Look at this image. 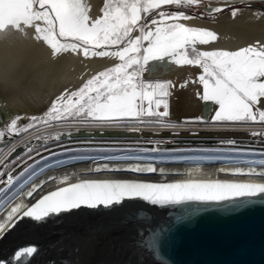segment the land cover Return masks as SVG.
Wrapping results in <instances>:
<instances>
[{
    "label": "snow or ice",
    "instance_id": "6c2138e0",
    "mask_svg": "<svg viewBox=\"0 0 264 264\" xmlns=\"http://www.w3.org/2000/svg\"><path fill=\"white\" fill-rule=\"evenodd\" d=\"M202 3L204 0H103L101 14L94 17L91 0H0V41L10 43L13 38L27 37L28 30L32 29V38L43 42L50 49L53 59L66 53L82 52L86 59L111 58L116 61L91 75L76 90L65 89L51 101L42 117L33 116L30 120L48 123L79 118L99 122L132 120L139 124H163L164 118L169 116L166 98L174 85L171 81H146L144 73L152 71V62L171 61L177 66H198L202 69L198 82L203 91L197 95L201 100L218 106L213 121L264 123V110L259 107L264 101V44L257 41L238 50H200L198 45L215 42L218 35L206 28L181 23L195 17L180 9L199 7ZM172 6H175V11L165 10ZM228 6L225 0L223 6H208L204 13L214 16ZM239 12L238 8H232V17L235 18ZM253 15L264 19V12ZM161 107L163 111L159 110ZM20 119L17 116L10 123L6 122L8 134L27 131L34 126L30 122L20 128ZM6 132L0 130V140ZM256 163L264 165V160ZM113 170L157 171L151 165ZM160 171L163 172V169ZM250 171L255 173V169ZM66 180L67 177H64ZM8 183H12L11 176ZM34 191L35 188L27 195L32 196ZM260 193H264V184L83 180L44 195L23 210V217L42 221L52 214L82 206L109 207L134 198L153 205H166L185 201H223ZM23 208V205L11 208L7 222L12 221ZM6 226V223H0V232ZM34 252L35 248H25L17 252L16 257L18 259Z\"/></svg>",
    "mask_w": 264,
    "mask_h": 264
},
{
    "label": "bare ground",
    "instance_id": "6f19581e",
    "mask_svg": "<svg viewBox=\"0 0 264 264\" xmlns=\"http://www.w3.org/2000/svg\"><path fill=\"white\" fill-rule=\"evenodd\" d=\"M224 2L225 0H219L212 3V6L213 8L223 6ZM241 3H249L250 6L264 8V0H227L229 6ZM102 4L103 0H91V14L94 17L101 14ZM224 8L226 9L222 13L214 15V17L190 15L195 18L181 21L186 26L206 28L217 33L218 39L207 45H198L200 50H238L241 47L255 44L257 41L264 44V19H258L257 16L253 15V13H261L262 11L251 7L238 8L240 12L233 18L231 10H227V7ZM32 36L33 30L29 29L27 37L13 38L10 43L0 41V119L11 120L19 116L21 118L19 121H25L35 114H42L50 106L51 101L65 89L68 91L76 90L91 75L112 66L116 62L111 58L86 59L82 52L80 54L66 53L53 59L50 49L43 42L36 41ZM150 67L152 71L144 73L146 81H171L174 85L169 89L170 95L167 98L170 100L172 120L181 123L174 124L172 127L182 132V135H178V139L187 143L195 142L207 145L208 143H235L242 141V139L248 140L245 141L247 143H252L251 138L261 136L252 134L256 132V127L253 126L227 125L225 122L212 120L218 106L198 97L197 93L203 91L202 85L198 82V76L202 74V69L198 66H177L174 62L169 61L167 63L152 62ZM186 81H188L187 85L181 87ZM259 107L264 110V101ZM39 108V111H35ZM185 122L190 123L184 124ZM120 126L116 123L110 127L94 126L92 128L94 132L91 134L115 132L116 134L132 136L138 142L148 138V132L144 130H147L149 126L140 125V128H137L139 133L129 132L128 129L132 128ZM88 129L82 128L81 130ZM263 130L257 131L263 132ZM192 131H196V133H191ZM174 139L169 137L161 141ZM154 143H156L154 149L141 150L139 148L134 151L117 153H76L56 156L28 172L17 182L16 189L14 188L15 190L0 202V223L7 224L4 231L0 232V251L5 241L24 219L23 210L32 206L49 192L71 183L83 180H129L148 183L218 181L221 183L264 184V175H260L261 172H264V165L256 163L259 160H264V151L256 154L230 151L227 148H205L197 152L160 154L157 148L164 146L165 143ZM108 157L131 158L108 159ZM148 165L156 168L157 171L139 173L113 170L134 166L146 167ZM98 168L101 170L96 171L95 169ZM161 169L163 172L160 171ZM237 169L241 171L237 172ZM251 169H255V173L251 172ZM8 177L6 181H8ZM64 177H67L66 181H64ZM14 182L12 178L11 184ZM33 188H35L33 195L28 196L27 193ZM258 198H264V193L223 201H185L180 204L153 205L150 203V205L157 206L169 214L189 207L220 206ZM17 205H23L24 208L14 216L12 221L7 222L8 212ZM90 238H92L93 243L97 242L96 245H104V242L110 241L105 236H101L99 241L95 236ZM98 250L89 249L92 255L91 260L99 257L100 251ZM83 253V256L77 260L78 263L85 264V258L86 260L87 257L89 258V256H85L86 251ZM105 254H107V250L102 251V255ZM107 256L105 255V257ZM106 259L108 260V258Z\"/></svg>",
    "mask_w": 264,
    "mask_h": 264
},
{
    "label": "water",
    "instance_id": "95a60500",
    "mask_svg": "<svg viewBox=\"0 0 264 264\" xmlns=\"http://www.w3.org/2000/svg\"><path fill=\"white\" fill-rule=\"evenodd\" d=\"M115 134L80 129L64 138L75 143L132 138ZM92 236L110 241L96 245ZM29 247L36 252L17 259L16 253ZM93 248L100 251L95 260ZM85 251V264H264V198L169 214L134 198L109 207L82 206L42 221L24 217L5 241L0 264H82L77 260Z\"/></svg>",
    "mask_w": 264,
    "mask_h": 264
},
{
    "label": "rangeland",
    "instance_id": "374dc122",
    "mask_svg": "<svg viewBox=\"0 0 264 264\" xmlns=\"http://www.w3.org/2000/svg\"><path fill=\"white\" fill-rule=\"evenodd\" d=\"M219 0H204L199 7H185L181 8L188 15L209 17V15L204 13V9L208 6H212V3ZM262 4V3H257ZM216 7V6H215ZM243 8L251 7L259 9L264 12V8L257 6H250L249 3H241L239 5L228 6L227 10H232V8ZM226 9V8H224ZM166 11H175V6L170 8H165ZM224 11V10H223ZM222 11V12H223ZM221 12V13H222ZM220 14V13H217ZM217 14H214L215 16ZM214 17V16H212ZM146 80V79H145ZM169 103V116L164 118V123H144L139 124L132 120H121L114 122H99L91 119L81 120L76 119H63L59 121H49L48 123H42L39 120L31 121L30 118L33 116L42 117L48 107L41 114H35L29 117L25 121H18V127L23 128L28 125L30 122L34 125L27 129V131H20L18 133L8 134L6 132L5 124L6 122L10 123L11 120L0 119V130L6 132L5 137L0 140V202L9 196L17 187V182L32 171L34 168L41 165L43 162L47 161L56 156H66L76 153H117L123 151H134L135 149L145 150L154 149L156 143L160 142L165 143L164 146H158L160 154H170V153H181V152H197L202 149H216V148H227L230 151H244L251 153H260L264 151V148H259L263 146L260 142H264L263 136H254L251 138L252 143H247L243 140L237 141L235 143L223 142V143H187L178 139V135H182V132L177 128H172L174 124H181L179 122L173 121L171 115L170 100L166 98ZM163 111V107L159 109ZM172 117V118H171ZM149 119V118H145ZM155 120L156 118H151ZM120 124V127L132 128L128 129L130 132L139 133L140 131L137 128H140V125L149 126L145 132H148V138L142 142H138L134 137L118 139V140H108V141H92V143H87V140H82L79 143H75L64 137L77 132L82 128H89L84 130L87 132H94L92 128L95 127H110L111 125ZM190 122H185L188 124ZM232 123V124H231ZM236 123V124H233ZM224 124V123H221ZM227 125H239V126H253L256 127L255 133H264V123L260 122H225ZM224 124V125H225ZM125 125V126H124ZM85 126V127H84ZM263 127V128H262ZM251 128V127H250ZM127 131V130H122ZM167 133V134H164ZM191 133H196L192 131ZM174 140L171 141H161L162 139L169 138ZM243 142V143H241ZM257 146V147H254ZM204 151V150H203ZM206 151V150H205ZM11 176L14 179V183L9 185L6 178ZM18 178V179H17ZM15 188V189H14Z\"/></svg>",
    "mask_w": 264,
    "mask_h": 264
},
{
    "label": "built area",
    "instance_id": "2783aa9c",
    "mask_svg": "<svg viewBox=\"0 0 264 264\" xmlns=\"http://www.w3.org/2000/svg\"><path fill=\"white\" fill-rule=\"evenodd\" d=\"M263 132H264V130H263ZM262 136V135H261ZM261 143V145L263 144V146H261V147H259V148H264V142H260ZM254 147H257V146H254Z\"/></svg>",
    "mask_w": 264,
    "mask_h": 264
}]
</instances>
